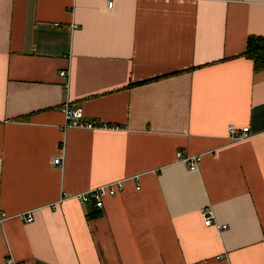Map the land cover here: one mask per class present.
<instances>
[{
  "label": "crops",
  "instance_id": "1",
  "mask_svg": "<svg viewBox=\"0 0 264 264\" xmlns=\"http://www.w3.org/2000/svg\"><path fill=\"white\" fill-rule=\"evenodd\" d=\"M252 36L264 0H0V264H264Z\"/></svg>",
  "mask_w": 264,
  "mask_h": 264
},
{
  "label": "built area",
  "instance_id": "2",
  "mask_svg": "<svg viewBox=\"0 0 264 264\" xmlns=\"http://www.w3.org/2000/svg\"><path fill=\"white\" fill-rule=\"evenodd\" d=\"M113 5H114V0H109V8H112ZM61 76L69 77V73L67 71H63L61 72ZM63 112L65 113L66 121L69 126H75V127L83 126L87 128L100 127V124L96 120L83 122L84 116L82 110H73L69 106H65ZM228 131H229V139L233 143L247 140L250 137V127H244L242 129H238L235 126H230ZM178 156L182 162L189 165L191 170L198 169L199 164L202 161L201 155L193 156V157H184L181 153H179ZM54 164L61 165L62 159L56 158L54 160ZM124 188H125V180H120L80 193L72 198L77 199L83 205L91 202L93 203L96 209H102L106 198L115 196L118 193L123 192ZM21 218H23V220L26 222H32L34 220L32 212L24 213L23 215H21ZM205 224L207 226H211L214 224V221L210 214H208L207 217L205 218ZM218 227L220 228V226ZM223 228H226V226H224Z\"/></svg>",
  "mask_w": 264,
  "mask_h": 264
},
{
  "label": "trees",
  "instance_id": "3",
  "mask_svg": "<svg viewBox=\"0 0 264 264\" xmlns=\"http://www.w3.org/2000/svg\"><path fill=\"white\" fill-rule=\"evenodd\" d=\"M244 56L252 60L256 72L264 70V37H249L247 49ZM98 213L92 214L89 218H97Z\"/></svg>",
  "mask_w": 264,
  "mask_h": 264
}]
</instances>
